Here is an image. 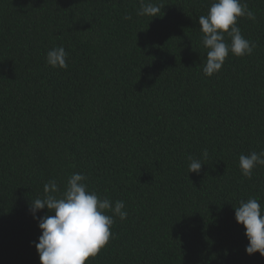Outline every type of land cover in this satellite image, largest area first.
<instances>
[{"label":"trees","instance_id":"16d2710c","mask_svg":"<svg viewBox=\"0 0 264 264\" xmlns=\"http://www.w3.org/2000/svg\"><path fill=\"white\" fill-rule=\"evenodd\" d=\"M151 2L160 16L140 0H0V264H41L31 199L75 172L128 213L87 264H264L235 218L241 199L264 208V166L239 167L264 150V0H241L252 54L212 76L198 20L214 0ZM58 46L66 69L46 62Z\"/></svg>","mask_w":264,"mask_h":264},{"label":"clouds","instance_id":"9594fccd","mask_svg":"<svg viewBox=\"0 0 264 264\" xmlns=\"http://www.w3.org/2000/svg\"><path fill=\"white\" fill-rule=\"evenodd\" d=\"M161 8L162 5L151 0H140L137 15L154 18L160 16ZM239 17L256 19L248 4L241 0H214L207 15L199 17L202 44L208 49L206 61L203 62L206 76L219 72L230 53L237 57L251 55L256 47L242 35L237 26ZM123 19L131 20L132 17L126 15ZM225 34L231 39L230 43L226 41ZM68 56L63 46L53 47L47 52L46 62L53 68L66 69ZM202 156L204 160L207 159V149L203 150ZM188 160L189 173H199L205 164L192 155L188 156ZM257 166H264V150L239 156V167L244 177L252 179ZM86 180L85 174L72 173L61 192L55 179H52L44 185L43 198L31 199L30 211L42 230L39 242H33L41 264H87L89 258L97 256L112 237L110 229L114 217L127 219L124 201L116 200L113 204L108 198H101L95 191L88 190ZM45 208L54 214L36 215ZM108 212L112 215H108ZM235 218L246 230L249 241L246 252L249 255L256 252L264 255V208L258 199H241L239 206L235 207Z\"/></svg>","mask_w":264,"mask_h":264}]
</instances>
